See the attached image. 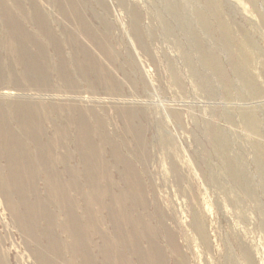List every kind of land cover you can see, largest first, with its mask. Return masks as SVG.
I'll list each match as a JSON object with an SVG mask.
<instances>
[{"label": "rangeland", "instance_id": "1", "mask_svg": "<svg viewBox=\"0 0 264 264\" xmlns=\"http://www.w3.org/2000/svg\"><path fill=\"white\" fill-rule=\"evenodd\" d=\"M0 91V264H264V0H0Z\"/></svg>", "mask_w": 264, "mask_h": 264}, {"label": "bare ground", "instance_id": "2", "mask_svg": "<svg viewBox=\"0 0 264 264\" xmlns=\"http://www.w3.org/2000/svg\"><path fill=\"white\" fill-rule=\"evenodd\" d=\"M212 1V0H211ZM251 3H254V0H249ZM207 3H208V1H207ZM211 3L212 2H210V5H211ZM207 6H209V5H207L206 4V8H207ZM212 7H213V5H212ZM181 8V7H180ZM179 8V9H180ZM205 8V7H204ZM177 10V9H176ZM207 10H208V8H207ZM212 11V10H211ZM207 12H209V11H207ZM206 12V13H207ZM220 12V11H219ZM181 13V12H180ZM204 13V12H203ZM216 13V12H215ZM198 14H199V12H198ZM220 14V13H219ZM199 16V15H198ZM200 16H201V14H200ZM212 17L214 18V15L212 14ZM217 17H218V15H217ZM196 18V17H195ZM197 19V18H196ZM199 19H200V17H199ZM207 22V21H206ZM205 22V23H206ZM202 23H203V21H202ZM201 23V24H202ZM204 24V23H203ZM207 24V23H206ZM205 24V25H206ZM209 24V23H208ZM207 24V25H208ZM211 24V23H210ZM200 25V24H199ZM201 26V25H200ZM213 26V25H212ZM211 26V27H212ZM221 26H223V25H221ZM203 27V26H202ZM208 28V27H207ZM210 29V28H209ZM227 30V29H226ZM224 33H225V31H224ZM225 34H227V33H225ZM228 36V35H227ZM202 59V60H201ZM205 59V60H204ZM199 61H200V63L202 62L203 64H202V66L205 68V69H207V70H211L212 72H214V70H216V71H221L220 70V68H219V64H218V62H216V60H214V57H210L208 54H207V52L206 51H203L202 50V54H201V57H200V59H199ZM199 67H200V65H199ZM202 69V68H201ZM196 71H197V73H196ZM204 71H206V70H204ZM208 72V71H207ZM191 73L194 75V77H198V79H200V80H202V82L203 83H206V81L203 79V77L200 75V72H199V70H197V68L195 67H193L192 66V68H191ZM217 74H219L218 72H216ZM214 74V73H213ZM225 74V73H224ZM224 74H222L221 73V75L219 74V75H217V76H222V77H224V78H227V80H228V77H225V75ZM214 77V76H213ZM243 79V78H242ZM1 92V91H0ZM208 93H209V95L210 94H212V95H214V87L212 86V87H210V89L207 91ZM6 93V92H5ZM6 95V94H5ZM3 96V95H2ZM261 96V95H260ZM116 101V100H115ZM255 117V116H254ZM249 118V117H248ZM251 118V117H250ZM260 118V117H259ZM259 118H257V119H259ZM245 119V118H244ZM256 119V120H257ZM249 120V119H248ZM250 121H251V119H250ZM254 121V120H253ZM252 121V122H253ZM254 122H256V121H254ZM253 122V123H254ZM258 122V121H257ZM245 123H246V126L248 127V128H250V129H253V128H255L254 126H253V124H249V122L247 123V121H245ZM255 124V123H254ZM259 125V124H258ZM245 126V127H246ZM257 126V125H256ZM258 128V127H257ZM254 130V129H253ZM258 130V129H257ZM252 132V131H251ZM230 176L234 179V181H236V179L237 180H240V178H238V175L236 174V172H230ZM243 179V178H242ZM238 182H240V181H238ZM246 186V185H245ZM249 194H252V193H249ZM196 221H198V222H196ZM194 220V226H195V228H196V230L197 231H199L202 235H203V237L205 236V229L203 230V224L202 223H200L199 222V220ZM205 231V232H204Z\"/></svg>", "mask_w": 264, "mask_h": 264}]
</instances>
